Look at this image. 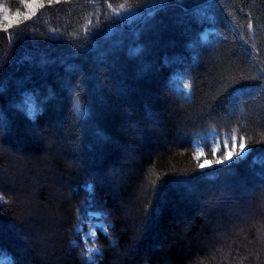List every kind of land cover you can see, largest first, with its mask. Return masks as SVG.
Here are the masks:
<instances>
[{"label": "trees", "instance_id": "obj_1", "mask_svg": "<svg viewBox=\"0 0 264 264\" xmlns=\"http://www.w3.org/2000/svg\"><path fill=\"white\" fill-rule=\"evenodd\" d=\"M31 1L0 0V264H93L88 211L95 264H264V0ZM211 133L247 154L202 169Z\"/></svg>", "mask_w": 264, "mask_h": 264}, {"label": "rangeland", "instance_id": "obj_2", "mask_svg": "<svg viewBox=\"0 0 264 264\" xmlns=\"http://www.w3.org/2000/svg\"><path fill=\"white\" fill-rule=\"evenodd\" d=\"M31 2L33 3L34 0H32ZM1 12H3V11L0 10V14H1ZM0 18L6 20L8 17H5V15L2 14V16ZM185 85H187V84L185 83V81L183 79L179 78L177 80L178 90L180 92H183L185 95H188L189 94V89H188V87H185ZM208 138L211 141L210 143H212V147L210 149V153L212 155V160L206 159V153L203 150V147L200 146L198 143H195V154H196V158L199 161L200 165L201 164H205L206 161L210 162L209 164H205V167L202 168V169H210V168L213 167L214 164L222 165L224 163H229V162H232L234 160L241 159V158H238L235 155L236 152L240 151V149H239V144L240 143H238L236 140H232L231 142H228L226 140L222 141V140L216 138L213 133L209 134ZM44 140H45V146H46L47 151L53 150L54 147L51 148V145L54 144L55 139L51 135H46L44 137ZM56 143H57V141H56ZM229 152L233 153L232 159L231 160H224V157ZM247 152L248 151L246 150V153L244 154L243 157H245ZM217 160H223L224 162L223 163H216ZM66 164L69 165L68 163H66ZM13 174L14 173L11 172V169H9V170H7V172L4 173V175L2 174L3 176L1 175L0 178H1L2 182H3V180L6 181V179H8V178L14 177ZM2 177H4V178L2 179ZM33 179H34V177L32 176L30 178V180H33ZM6 182H8V181H6ZM236 187H237L236 190H239V191H236V190L233 189V192L236 191L235 193L238 192L241 195L246 194V192L244 190L247 189V188H244L243 186H236ZM257 188H258V186H257ZM20 189H22V190L24 189L22 192H24L26 194L28 193V192H26L27 189L24 188L23 186L20 187ZM253 193H254V191H253ZM253 196H254V194H253ZM18 197H20V195H18ZM18 197H16V198H18ZM16 198H15V201H16L15 205H18V199H16ZM26 209H27V207H26ZM47 213H49V212L47 211ZM98 217H99L98 213H94V212L88 211L87 212V216L85 218H82L81 225L79 227H77V229H76L77 231H82L83 227L85 228L84 231H83V234H82V238H83L84 246H85V256H86L88 262L93 263V264H95V262H96L95 258L99 255V250L95 247V244H94V240L96 238L97 231L100 229V230H102V232H106L104 224L98 219ZM22 223L25 224L27 227H30V228H32L34 226V224H35V223L33 224L32 221H30V219H25ZM92 230L95 231V235H89V232L92 231ZM44 231L45 230L40 229V232H43L45 234L48 233V231L47 232H44ZM32 236H33V239L35 240L36 234H32ZM26 240H27V243H28V241L30 242L29 239H26ZM92 248H95L96 251L91 254V259H89L88 249H92ZM29 251H30L29 252V258H36L37 255L39 254L38 249H36V247L35 248H30Z\"/></svg>", "mask_w": 264, "mask_h": 264}, {"label": "snow or ice", "instance_id": "obj_3", "mask_svg": "<svg viewBox=\"0 0 264 264\" xmlns=\"http://www.w3.org/2000/svg\"><path fill=\"white\" fill-rule=\"evenodd\" d=\"M117 15H119V13H117ZM185 87H188V85H185ZM29 114H31V110L29 112ZM239 149L240 151L239 152H236L235 155L238 157V158H242L244 156V154L246 153V150H247V146L245 145V143L243 142V139H241V142L239 144ZM233 157V153L232 152H229L225 157H224V160H231ZM224 161L223 160H217L216 163H223ZM210 162L206 161L205 164H209ZM205 164H201L200 167L201 168H204L205 167ZM3 200V197L0 196V201ZM89 235H95V231L92 230L89 232ZM96 251L95 248H92V249H88V252H89V259H91V254L94 253Z\"/></svg>", "mask_w": 264, "mask_h": 264}, {"label": "bare ground", "instance_id": "obj_4", "mask_svg": "<svg viewBox=\"0 0 264 264\" xmlns=\"http://www.w3.org/2000/svg\"><path fill=\"white\" fill-rule=\"evenodd\" d=\"M207 37V36H206Z\"/></svg>", "mask_w": 264, "mask_h": 264}]
</instances>
